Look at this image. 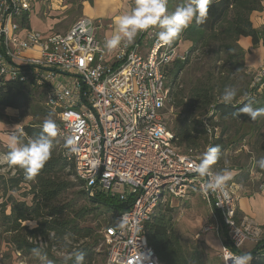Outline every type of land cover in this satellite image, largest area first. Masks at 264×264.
I'll list each match as a JSON object with an SVG mask.
<instances>
[{
	"label": "built area",
	"instance_id": "obj_1",
	"mask_svg": "<svg viewBox=\"0 0 264 264\" xmlns=\"http://www.w3.org/2000/svg\"><path fill=\"white\" fill-rule=\"evenodd\" d=\"M32 3L0 0V78H32L46 88L45 104L62 125L63 155L90 196L102 191L131 200L104 230L106 264H161L148 241L147 224L159 206L193 194L221 220L202 233L219 232L221 225L227 229L230 247L223 244L220 250L225 264H233L246 242L258 243L261 228L238 218L237 186L226 183L222 191H206L209 177L193 170L201 157L181 150L163 118L171 91L166 69L185 59L174 39L161 44L150 29L132 44L122 42L108 51L88 18L64 34L28 31L21 38L16 19ZM30 50L36 55H29ZM68 138L76 152L65 147Z\"/></svg>",
	"mask_w": 264,
	"mask_h": 264
},
{
	"label": "trees",
	"instance_id": "obj_2",
	"mask_svg": "<svg viewBox=\"0 0 264 264\" xmlns=\"http://www.w3.org/2000/svg\"><path fill=\"white\" fill-rule=\"evenodd\" d=\"M175 1L169 0L170 11L175 9ZM262 2L212 0L206 23L197 26L193 22L174 38L178 45L180 42L190 44L187 57L176 59L166 69L171 105L180 117L175 130L172 129L178 145L183 152L193 150L197 156L199 149L206 151L210 146H219L220 159L212 170L240 171L227 184L236 183L250 195L264 187V169L258 165V161L264 158V117L252 121L246 114L234 113L249 101L253 102L254 108H264V72L257 78L247 70L246 51L239 45L241 37L252 38L256 46L264 36V30L255 29L251 21L253 12L262 10ZM195 53L199 54L195 61L200 74L189 78L183 86L180 78ZM227 64L233 70H223ZM226 87L238 90L237 100L232 105H225L221 100ZM45 100L46 92L32 78L25 81L0 78V122L10 123L8 109L23 112L22 117H32L33 121L21 131L25 142L40 133L43 120L49 114L56 118V113L46 106ZM55 121L59 133L54 138L52 156L34 180L26 181L22 169H16V174L6 181L0 175L3 180L0 190L8 197L0 204V249L5 245L12 252L30 257L33 256L31 250L38 247L55 262L58 260L55 253L60 252L64 254L58 261L60 264H75L74 259H65L69 253L82 252L86 264H91L98 254L104 256L106 264L107 248L103 252V248L96 250L104 239L99 233L100 225H89L88 216L98 217L107 212L118 216L130 207L131 200L124 202L102 191L95 196L88 194L83 183L76 178L73 164L63 155L62 125L58 119ZM252 172L258 179L253 178ZM23 185L29 186L25 195L32 196L31 204L7 196L10 190ZM77 187L80 189L73 193ZM70 193L72 197H69ZM169 204L159 206L147 224L148 241L161 264H209L201 246L177 233L174 209ZM26 222H36L37 226L30 228L24 225ZM220 231L223 244L230 247L225 226L221 225ZM65 235L69 237L66 244L62 241ZM57 246L60 248L55 249ZM260 251L264 253V239L257 243L256 252ZM4 254L7 255L8 251Z\"/></svg>",
	"mask_w": 264,
	"mask_h": 264
},
{
	"label": "clouds",
	"instance_id": "obj_3",
	"mask_svg": "<svg viewBox=\"0 0 264 264\" xmlns=\"http://www.w3.org/2000/svg\"><path fill=\"white\" fill-rule=\"evenodd\" d=\"M212 0H182L174 10H169L168 0H134L131 9L119 15L114 23L115 33L105 41L108 51L115 50L123 42L130 45L135 38L150 30L158 29V42L167 45L173 41L181 32L195 22L197 26L204 25L209 16V6ZM238 90L235 87H226L221 95V100L225 105H232L236 102ZM253 102L249 101L239 109L238 113L246 114L252 121L264 117V108H254ZM14 130L9 132L6 141L7 152L0 155V163L6 164L7 168L0 171L22 169L26 181L34 180L45 167L52 156L54 138L57 136V125L52 114H49L42 123L41 131L38 135L25 142L20 133ZM65 147L69 152H76L71 138L65 140ZM221 149L219 146H210L203 153L199 163L194 166V172L199 177H209L205 186L206 191L218 192L226 187L227 181L231 179V172L224 168L215 173L212 166L216 165L220 159ZM260 168L264 169V158L258 161ZM68 235L62 238L66 244ZM239 247V243L237 245ZM32 255L39 258L44 264H52L41 248L34 247ZM66 260H73L75 264H86V259L82 252L69 253ZM253 257L250 252L233 257V264H251Z\"/></svg>",
	"mask_w": 264,
	"mask_h": 264
},
{
	"label": "rangeland",
	"instance_id": "obj_4",
	"mask_svg": "<svg viewBox=\"0 0 264 264\" xmlns=\"http://www.w3.org/2000/svg\"><path fill=\"white\" fill-rule=\"evenodd\" d=\"M69 2L70 0H64V2ZM173 1V0H172ZM41 6V13L40 17L45 18L47 17L48 14L51 13V8H52V2L50 0H38ZM169 2V0H168ZM180 4V0H176L173 2L174 8ZM77 10L70 13V11L65 12V14H60V17H63L65 20L62 23L63 29H67L69 26L72 24L76 23L78 20L81 19V13L79 11V8H76ZM74 10V9H72ZM71 10V11H72ZM62 28H59L58 31H63ZM155 32L157 33L158 29H154ZM190 48V44L187 42H180L179 44V52L181 57L185 58L188 55ZM199 54L195 53L192 55V62L187 68V70L184 72V74L181 76L180 81L181 84L184 86L186 81H189L190 79H193L194 77H198L200 72L197 70V64L195 61V58L198 57ZM225 71H230L233 70L232 67H230L228 64L223 68ZM255 77L258 78L260 72H253ZM179 81V82H180ZM256 81V80H255ZM254 83V82H253ZM45 91V87H43ZM11 114H8L11 119L10 123H3V126H0V155L4 154L7 152V147H6V141L8 139V134L14 128L19 125V127L16 129L18 133L21 134V131L25 125H28L33 121L32 117H22L23 112L19 110H12L10 112ZM163 118L165 119V122L167 126L172 130H175L176 125L178 124V121L180 119L179 114L177 109L174 108V106L171 105V98L167 102L165 111H164V116ZM58 117L56 115L55 120H57ZM172 130V131H173ZM59 131H57V134ZM176 134V133H175ZM59 144V141L57 142V145ZM181 148V147H180ZM183 151V148L181 149ZM248 151V148H247ZM204 149H199L198 150V156L202 157L204 153ZM238 155V153H234ZM201 159V158H200ZM7 168L6 164L0 163V169ZM216 171V170H215ZM16 174V170H15ZM15 174H13L12 169H8L7 171H0V175L3 176L4 181L9 180L12 178ZM254 174H256L254 172ZM72 180H75V177L71 176ZM258 179V178H254ZM10 186V185H9ZM3 187V180L0 179V189ZM80 188L77 187L73 190V193L75 191H78ZM243 189V188H242ZM29 191V186L28 185H23L22 187L20 186L19 188H14L9 191L7 196L12 195L15 199L20 200V201H26L28 204H31L32 202V196L31 195H25ZM131 189H129V192ZM25 195V196H24ZM73 195L70 193L69 197H72ZM8 197L4 196V193L2 190H0V204L3 203L5 200H7ZM82 201V196L79 198ZM171 208L174 209V222L176 226L177 233L181 235L184 239H193L197 245L201 246L204 249L205 256L208 258L209 264H219L221 261L220 257V250H214L212 248H209L207 243L205 242L204 234L202 233V230L208 226L213 224L211 217H212V212L209 206L207 205L206 202H204L201 197L197 194L191 195V197L184 199V200H179L175 199L174 201H171L169 204ZM11 210L8 208L7 213L10 214ZM89 219V225L92 226H98L100 225V230L99 233L104 236V230L108 228L110 225H112L116 221V216L113 213H102L101 216H93L90 215L88 216ZM24 225L29 226L30 228H35L37 226L36 222H26ZM201 234L200 238H197L198 234ZM217 239H221V237H217ZM104 240V239H103ZM0 249V264H44L43 261L40 259L33 257V256H21L17 252H12L9 250L8 247L5 245H2ZM60 248V246H57L55 249ZM103 248V250H101ZM105 249L106 251V246L104 245V242L102 241L101 246H99L96 250L103 252ZM246 245L242 247V250H246ZM8 251V254L5 255L4 252ZM56 260L57 262L49 259L52 261V264H60L58 263L59 259H61L64 254L60 252L55 253ZM220 257V258H219ZM104 256L102 255H96L94 258V261L91 264H104Z\"/></svg>",
	"mask_w": 264,
	"mask_h": 264
},
{
	"label": "crops",
	"instance_id": "obj_5",
	"mask_svg": "<svg viewBox=\"0 0 264 264\" xmlns=\"http://www.w3.org/2000/svg\"><path fill=\"white\" fill-rule=\"evenodd\" d=\"M32 8L29 12L24 13L21 17L16 19L20 25L19 36L24 38L28 31L40 32L43 36H49L54 34H64L68 32L72 24L67 29H63L62 23L64 18L60 17V14L70 11V13L76 11L79 8L81 18L91 19L97 26L98 38L105 42L107 39L115 33L116 25L115 19L129 11L134 3V0H70L64 2V0H50L52 2L51 13L44 19L40 17L41 6L38 0H32ZM262 10L255 11L251 15V21L253 26L257 30H264V0L262 2ZM74 9V10H72ZM72 10V11H71ZM62 28L63 31H58ZM239 45L246 51L245 54V66L249 72H264V36L258 45H254L252 38L241 37L239 39ZM29 55H36L35 51H28ZM13 109H8L7 114H11ZM0 126L3 124L0 122ZM232 180L240 171H230ZM253 178H258L256 174L252 172ZM238 188V218L240 220L247 219L248 221L256 224L262 230L261 240L264 239V187L261 191L249 194L247 190L236 183ZM195 195V194H193ZM202 199V198H201ZM208 205V204H207ZM209 206V205H208ZM212 212L211 220L213 224L221 223L219 215L209 206ZM205 236V242L209 248L214 250H221L223 245L222 232L211 231L209 233H203ZM221 237V239H217ZM246 250H240L241 254L250 252L253 259L251 264H264V253L260 251L256 252L257 243L248 241L245 243ZM221 257V256H220ZM219 257V258H220ZM219 264H225L223 259Z\"/></svg>",
	"mask_w": 264,
	"mask_h": 264
}]
</instances>
